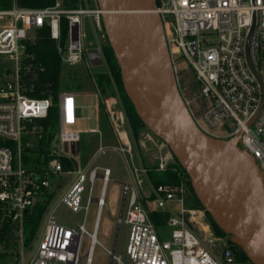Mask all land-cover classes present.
Listing matches in <instances>:
<instances>
[{
    "label": "built area",
    "instance_id": "2783aa9c",
    "mask_svg": "<svg viewBox=\"0 0 264 264\" xmlns=\"http://www.w3.org/2000/svg\"><path fill=\"white\" fill-rule=\"evenodd\" d=\"M12 2L11 8L0 9V66L4 68L0 75V248L18 245L14 254L18 264H77L81 261L83 235H86L90 245L85 264H91L94 247L101 245L97 236L99 218L106 204L105 191L112 171L101 167L100 174L98 168L82 169L73 155L71 148L76 149L82 140V131L77 128L80 107L74 91L61 90L58 95L59 129L54 157L46 165L34 168L26 165L23 154L26 146L33 145L25 138L42 137L43 127L38 120L47 118L54 105L51 97L34 95L38 76L33 72H44L45 68L36 62L29 46L41 39L46 30L62 60V78L65 66L84 65L90 70L91 54L102 57L100 34L101 38H107L103 11L97 3L93 8L83 5L67 8L64 0H56L45 8H23L17 0ZM156 4L174 71L178 72L180 60L197 87L202 114L196 117L192 113L193 118L212 137L220 131L230 141L242 132L237 148L253 158L264 182V0H156ZM86 18H92L100 43L88 40ZM64 19L69 26L65 43ZM107 112L114 132L124 140L125 146L117 149L133 158L123 112L112 106ZM229 119L233 121V129L223 132ZM106 149L100 146L99 152ZM61 157L74 160L75 166L65 169ZM171 168L177 173L178 182L155 188L158 211L171 212L178 206L166 225L170 237L165 239L149 217L143 202L148 196L141 193L147 171L134 166L133 183L122 185L126 204L118 220L128 232L125 254L119 256L115 250H107L112 261L116 264H237L234 250L225 247L216 252L214 242L221 239L211 232L206 210L187 206L185 173L177 167ZM157 169L166 172V159L161 160ZM62 175L75 176L61 203L77 213L86 210L83 195L87 181L102 177L104 188L96 202L99 211L94 229L89 232L83 223L69 228L50 217L35 255L27 263L26 219L35 208L52 201V179ZM201 230L203 235L198 233Z\"/></svg>",
    "mask_w": 264,
    "mask_h": 264
},
{
    "label": "rangeland",
    "instance_id": "374dc122",
    "mask_svg": "<svg viewBox=\"0 0 264 264\" xmlns=\"http://www.w3.org/2000/svg\"><path fill=\"white\" fill-rule=\"evenodd\" d=\"M84 7L93 8L96 4V0H82ZM85 29L88 34V40L96 41V43H100L102 46H106L108 41L107 38H101V34L99 36L98 41V32L95 28L92 18H86ZM134 49L140 53H144L143 49L136 43L133 45ZM103 57V62L98 64L97 66L91 65L90 70H87L86 66L82 65L80 67H69L65 66L63 71V91H66L67 85L71 91H74L76 94V104L78 107L82 109V117L77 121V128L84 129L89 127H96L100 125V129L102 134L98 135H89L83 134L81 135V142L79 146L75 149H72L73 155L79 161V165L82 169H84L90 161H93V169L98 168L97 171L101 174V167H109L113 170V175L111 177V181L107 184V188L105 191V206L102 209L100 215V222L98 228V240L101 245H96L94 247V254L91 264H110L112 256L111 253L107 250L112 251L114 248L115 240L117 239L115 252L117 255L125 254V245L128 240V232L126 231L125 225L121 224L118 228V217L121 209V200H122V191L119 192V188L123 183H131L133 180V167L141 168L149 172L150 170L158 171L159 164L162 159H166L167 167H177L178 160L176 159L173 152H171L170 148L162 141L160 137L154 134L149 128L145 127L144 124L139 128L137 138L131 137L129 132L128 123H127V114L126 108L124 106L123 100H121L122 92L117 88L114 83L106 87V92L100 90L99 85L97 86L98 81L96 82V77H98L102 73L107 72L106 66V58ZM4 71V68L0 66V75ZM177 83L178 87H180L182 95L188 103L191 113H194L196 117H200L202 114L201 103H199L197 95V87H195L191 74L189 71L184 69V66L180 63V60L177 61ZM145 79L146 82L151 80L153 82V77L150 72L145 71ZM94 93V94H91ZM99 101L100 106L106 108L107 110L112 106L113 108H117L121 110L124 114L125 121L127 124V129L129 133V137L131 139L132 145V154L133 158L131 159L129 155L123 154L120 151H114L112 149H106L105 152H98L97 155H94L98 150L100 145L104 146H119V142L116 138H114V134L111 128L110 123L108 122L106 112L103 109L97 108V103ZM99 116V123L96 121V116ZM232 120H226L223 132L230 131L232 128ZM215 138L224 140L228 142V138H223L222 132L216 131ZM33 144V141H31ZM216 151L223 149L224 151L233 150L231 146H227L223 142H215ZM238 149V148H237ZM232 152L229 163H227V167L232 172L235 182L237 186L242 189L247 196H250L252 199H255L261 206L264 207V197L262 195V188L259 185H262L260 182V178L254 174L252 166H250V162L244 159L242 155ZM28 154V152H25ZM183 174V172H182ZM184 175V174H183ZM145 177V176H144ZM74 175H62L56 176L52 179V191L54 192L52 201L49 203V207L47 211L44 213L41 218V222L38 225V228L33 233V243L25 246V254L26 260L25 262H29L32 257L35 255V251L38 247L39 241L42 239V235L44 233L45 227L48 223L50 217H53L59 223L72 228H77L79 224L83 223L86 225V229L91 232L94 229L96 219L98 216V203L90 201L93 198H100L103 191V179L95 178L94 181L90 179L86 183L87 190L83 195V204L85 205L86 210L82 212H74L69 209L67 206L61 203V198L65 193L67 187L71 184ZM184 183L186 184V198L188 207H196L195 200L193 198V191L191 190L190 185L186 179V175L183 176ZM141 187V193H147L152 190V187L149 186L144 179V184ZM193 188V186H192ZM257 193L259 196V200L254 198L252 195V190ZM195 194V192H194ZM262 199V200H261ZM119 200V201H118ZM150 210H157V202L156 200L146 201ZM178 209V206H176ZM177 209L171 210L172 214L177 213ZM199 209V208H197ZM205 209V208H204ZM207 211V210H206ZM210 215V214H209ZM207 216V212H206ZM212 217V216H211ZM213 218L206 217V222L211 228V232H213L214 236L220 237L221 240H217L214 242L216 252H221L223 249L231 248L232 237L227 234L220 235L214 232L212 225ZM220 228V227H219ZM161 234H163L165 239L170 237V228L164 227L160 229ZM198 232V231H197ZM200 235H203V231L198 232ZM31 234L26 231L25 238L27 241L29 240ZM83 248L81 251V261L77 264H85L87 259V250L90 245L89 236L83 235ZM118 236V237H117ZM18 245L14 247H10V249L0 248V264H18L14 259V254L18 252ZM32 247V249H31ZM237 259V258H236ZM123 260L126 261L125 256H123ZM237 264H247L241 263L237 259ZM112 264H116L112 262Z\"/></svg>",
    "mask_w": 264,
    "mask_h": 264
},
{
    "label": "water",
    "instance_id": "95a60500",
    "mask_svg": "<svg viewBox=\"0 0 264 264\" xmlns=\"http://www.w3.org/2000/svg\"><path fill=\"white\" fill-rule=\"evenodd\" d=\"M96 3L103 11L102 24L120 66L123 89L144 126L174 153L186 170L197 199L215 223L243 249L250 262L264 264V207L237 186L215 148V142H223L237 150L242 132L225 142L206 134L193 118L178 87L156 0H96ZM130 37L144 53L134 49ZM90 58L95 66L103 62L98 53ZM144 70L152 75L153 87L146 82ZM140 89L159 106L168 126L162 127L150 117L141 102ZM260 182L264 197L262 178ZM121 203L118 219L124 212V196ZM120 224L119 221L117 232ZM116 242L117 239L113 252Z\"/></svg>",
    "mask_w": 264,
    "mask_h": 264
},
{
    "label": "trees",
    "instance_id": "16d2710c",
    "mask_svg": "<svg viewBox=\"0 0 264 264\" xmlns=\"http://www.w3.org/2000/svg\"><path fill=\"white\" fill-rule=\"evenodd\" d=\"M55 1L56 0H17V4L23 8H45L47 6L53 5ZM12 4V0H0V9L11 8ZM80 5L84 6L82 0H64V6L67 8H77ZM62 26L63 42L65 43V39L69 29L66 19L63 20ZM42 34L43 37L41 39H39L35 44L29 46V52L35 55L36 62L38 64H41L45 68L44 72H38L37 70L33 72V75L36 73V75L38 76L35 84L34 95L39 98L51 97L53 99L54 105L52 106L47 118L38 120V123L43 127L42 137L25 138L26 142L33 141V145L29 147L26 146L23 154L24 162L26 163V165L34 168L46 165L52 159V157H54L53 154L57 144L56 135L59 129L58 107H56V102L59 93L64 87L61 74L63 70L62 60L57 53L56 43L48 37L46 30L43 31ZM102 53L106 58L107 72L102 73L98 77H96V82L98 81L97 86L99 85L100 90L106 92V87L114 83V85H116L117 88L122 92L121 100H123V104L126 108L129 132L131 134V137L136 139L139 128L142 125L143 121H141V119L139 118L135 106L129 100L125 89H123L120 66L110 46L109 41L106 46H103ZM67 89H69L68 85ZM25 152H28V154ZM61 161L65 169L73 168L75 166V162L72 159L61 157ZM177 168L185 173L188 184L193 191L192 184L190 183V179L186 170L182 168L179 163H177ZM145 179L147 184L152 187V191L147 199H143V202L148 209L149 217L152 219L158 229H162L166 227L171 213L169 211L162 212L158 210H150L146 201L155 200L157 198L155 188L159 186V184L177 183V173L172 168H168L166 172L150 170L146 173ZM193 198L195 200L197 208H204L201 201L197 199L194 192ZM48 204L49 201H47L45 204H42L41 206H38L27 217L26 231L29 232V235L31 234L29 240L27 241L28 244L32 241L33 233L38 228V225L41 222V218L47 211ZM207 216L210 219L212 218L208 212ZM212 225L214 232L220 235L226 234L213 220ZM231 248H233L236 258L239 262L247 264L251 263L243 249L237 246L234 242H231Z\"/></svg>",
    "mask_w": 264,
    "mask_h": 264
},
{
    "label": "bare ground",
    "instance_id": "6f19581e",
    "mask_svg": "<svg viewBox=\"0 0 264 264\" xmlns=\"http://www.w3.org/2000/svg\"><path fill=\"white\" fill-rule=\"evenodd\" d=\"M130 40H131L132 45H135L137 43L135 40L132 39V37H130ZM147 82H149L150 85L153 87V82L151 80H148ZM140 92H141V102L145 106L150 117L153 120L157 121L162 127L168 126L167 120H165L159 106L153 102V99H151L149 97H145L142 89H140ZM231 148L233 150H229V151H226V150L224 151L223 149L217 150L219 156L224 161L225 165H227V163H229L230 157L232 155L231 151H233L234 153L237 151L240 155H242L244 157V159L246 161L248 159V161L250 162V166H252L254 174H256L259 178H261L260 171H259L258 167L255 166V164H254L252 158L249 156V154L245 153L244 151L238 150V149L235 150L232 146H231ZM259 186L262 188V185H259ZM251 190H252V195L254 196V198H257L259 200L260 198L257 195V193H255V191L253 189H251Z\"/></svg>",
    "mask_w": 264,
    "mask_h": 264
},
{
    "label": "crops",
    "instance_id": "0c3cea01",
    "mask_svg": "<svg viewBox=\"0 0 264 264\" xmlns=\"http://www.w3.org/2000/svg\"><path fill=\"white\" fill-rule=\"evenodd\" d=\"M94 65V64H93ZM95 66V65H94ZM97 66V65H96ZM91 94H94V93H91ZM97 108L98 109H103L105 112H106V115H107V119H108V122L110 123V125H111V128H112V131H113V134H114V138H116L117 139V141L119 142V146H104V145H100V146H103V147H107L108 149H112L113 150V148H116L117 149V147L119 148V147H122V146H125L124 145V140H123V138H121L119 135H117V133H115L114 132V130H113V127H112V124H111V122H110V120H109V116H108V112H107V109L106 108H103L102 106H100V104H99V101H98V103H97ZM79 116L80 117H82V109L80 108V112H79ZM96 121L99 123V116L97 115L96 116ZM100 125H97L96 127H89V128H84V129H79L80 131H82V135L83 134H89L90 136L91 135H98V136H100L101 134H102V132H101V129H100V127H99ZM91 130H96L97 131V133L96 132H91ZM125 130H126V132H127V134H128V138L130 139V137H129V133H128V129H127V125L125 126ZM130 141H131V139H130ZM79 146V145H78ZM77 146V147H78ZM100 148V147H99ZM99 148H98V150L95 152V154L94 155H97L98 154V152H99ZM114 151H120V150H114ZM120 152H122V151H120ZM123 154H126V153H124V152H122ZM128 155V154H127ZM130 157V156H129ZM131 158V157H130ZM132 159V158H131ZM93 161H90L89 163H88V165L84 168V169H87V170H92L93 169ZM103 168H109V167H103ZM110 169V168H109ZM141 169V168H140ZM111 170V169H110ZM112 171V175H113V170H111ZM132 173H134V172H132ZM112 175H111V177H112ZM132 177H133V180H134V174L132 175ZM133 180H132V182L131 183H123V184H132L133 183ZM123 184H121V186L123 185ZM123 187V186H122ZM119 188V192H121L122 191V189L123 188H121V187H118ZM69 189V186L67 187V189H66V191H65V193L67 192V190ZM151 191L152 190H150L149 192H147L146 193V195L149 197L150 196V193H151ZM64 193V194H65ZM63 194V195H64ZM122 195H123V191H122ZM123 198V197H122ZM61 201V200H60ZM91 201H93V199L91 200ZM119 201V200H118ZM122 201V200H121ZM94 202V201H93ZM168 211V210H167ZM170 212V211H169ZM171 213V212H170Z\"/></svg>",
    "mask_w": 264,
    "mask_h": 264
}]
</instances>
